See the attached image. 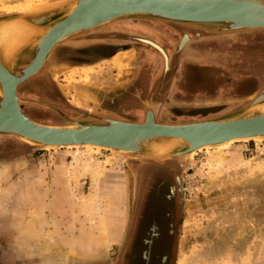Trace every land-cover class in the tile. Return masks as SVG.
I'll list each match as a JSON object with an SVG mask.
<instances>
[{"label":"rangeland","instance_id":"rangeland-1","mask_svg":"<svg viewBox=\"0 0 264 264\" xmlns=\"http://www.w3.org/2000/svg\"><path fill=\"white\" fill-rule=\"evenodd\" d=\"M25 1L0 0V12L23 6ZM186 34L191 35V43L176 49ZM151 43L176 50L175 70L171 72ZM121 47L128 48L130 57L119 63L122 68L109 59L92 65L98 72L89 80L79 75L71 78L73 70L82 68L77 61H85L92 53L108 56ZM143 51L159 53L150 58V64L144 59L149 53ZM61 56H66V62H59ZM184 64L194 67L193 77L184 72ZM150 65L152 82L162 78L163 65L168 73L161 79L168 90L160 101H139L141 115L115 113L118 101L134 92L142 71ZM135 73L134 84L112 100L99 103L93 95L97 90L113 91L110 83ZM210 73L214 75L205 78ZM263 86L264 30L208 34L131 18L61 43L41 73L19 87L18 96L25 102L23 111L41 124L64 123V119L27 102L52 105L73 118L97 112L132 122L143 121L149 104L159 123L178 124L235 111ZM53 90L56 97L50 101ZM88 97L96 99L95 103ZM82 148L43 150L14 136H0V264H117L133 220L139 170L148 163L180 168L182 190L171 264H264V141L204 149L186 166L176 160L158 164ZM60 166L64 178L55 184ZM60 194L65 195L66 206L59 215L51 200ZM35 218L41 234L32 239L26 232ZM45 237L60 241L63 254L40 251Z\"/></svg>","mask_w":264,"mask_h":264},{"label":"water","instance_id":"water-1","mask_svg":"<svg viewBox=\"0 0 264 264\" xmlns=\"http://www.w3.org/2000/svg\"><path fill=\"white\" fill-rule=\"evenodd\" d=\"M78 2L77 8L69 14ZM131 18L150 19L160 24H177L208 34L244 33L264 30V1L72 0L65 3L61 0L19 13L1 14L0 22L12 21L10 23L23 26L25 30L30 28L33 32L29 33V43L26 46L17 44L11 48L6 68L0 64V80L4 89V95H0V136H14L43 150L76 149L94 145L102 146L99 150L111 151L127 159L147 160L158 164L176 160L182 166H186L188 162H184L192 158L184 157V151L198 152L204 150L206 145L237 139L240 140L234 143L253 141L256 140L253 137L257 136H263L261 141H264V115L244 118L245 112L255 104L264 103V86L249 96V101L235 111L207 120L178 124H158L157 112L148 104L143 121L132 122L97 112L73 118L52 105L27 102L57 112L66 121L76 123L77 128L42 125L23 111L22 104L25 102L18 99V88L29 77L43 70L44 61L47 59L48 62L53 57L61 43L107 24ZM32 60L33 64L23 75V70ZM127 78L110 83L116 86L115 91L97 90L99 103L112 100L125 92L134 84L137 73L128 80ZM157 135L179 137L190 145L185 141H180L179 145L167 144V148L157 157L149 156L143 148L135 146L137 141ZM243 138L249 139L244 141ZM178 180L181 184V177Z\"/></svg>","mask_w":264,"mask_h":264},{"label":"flooded vegetation","instance_id":"flooded-vegetation-1","mask_svg":"<svg viewBox=\"0 0 264 264\" xmlns=\"http://www.w3.org/2000/svg\"><path fill=\"white\" fill-rule=\"evenodd\" d=\"M186 35H189L191 40V35ZM182 39L179 41L176 49H178L179 45L181 46ZM188 43L191 42L189 41ZM159 48L167 53V65L171 67L172 72L175 70L177 64V57L175 56L176 50L170 52L169 49H163L161 46H159ZM155 52L159 53L157 51ZM155 52L143 51V54L149 53L144 59L149 61L150 58L155 55ZM113 53L114 52L108 56L103 54L94 55V53H92L91 56L85 58V61H77L79 59L75 60L77 61V65H95L111 59ZM61 57L62 59L59 60V62H66V56ZM149 63L151 64L150 61ZM182 68L186 70L182 69L184 72L188 73V77H193V70H195L193 66L184 64ZM151 70L152 65H150L149 69L143 70L141 73L142 80L138 84V87L135 88L134 92L130 95H126V98H123L121 101L119 100L118 104H116V102V109H110H113L117 114H123L127 111L141 114L143 108H138V106L141 107V105H138L139 101H160L162 95L168 90L166 82L161 79H163V77L167 78L168 73H164L163 65L162 78L152 82ZM204 74L205 72L203 75ZM213 75L210 73V75L205 76V78ZM140 96L141 98H139ZM55 97V91L53 90V94L48 96V100L54 101ZM179 173V166H175L174 164L157 167L148 163L141 166L139 170L137 200L133 212V220L122 251L116 259L117 264H171L174 249L173 244L178 229L177 201L180 191L182 190L181 184L178 181Z\"/></svg>","mask_w":264,"mask_h":264},{"label":"bare ground","instance_id":"bare-ground-1","mask_svg":"<svg viewBox=\"0 0 264 264\" xmlns=\"http://www.w3.org/2000/svg\"><path fill=\"white\" fill-rule=\"evenodd\" d=\"M12 1L15 2L17 0H12ZM55 1H61V0H50V2H55ZM62 1H65V3L72 2V0H62ZM259 1L262 2L264 0H259ZM25 2L26 3H24L25 5H23V6L13 5V6H9V7L5 8L2 12H0V15H1V13H4V14L19 13V12H22V11H25V10H29V9H33V8H35L37 6H42V5L45 4V2L42 1V0H36V1L35 0H27ZM78 4H79V2L71 9V11H70L69 14H71L77 8ZM10 22H12V21H10ZM10 22H8L7 20H4V21L0 22V64L3 65L4 67L7 64V61H8L7 55L11 52V48L17 46V44H20V46H26L29 43V36H30L29 33L31 34L33 32L30 28H28L27 30H25V28H23V26H17L15 24L10 23ZM22 39H24V40H22ZM41 41L42 40H40L39 44H41ZM189 41H190V36L189 35H185L183 37V39H182L181 47L185 46V44H187ZM147 43H149V42H147ZM151 44H152L153 47H155L156 49H158L162 53V55L164 56V58L166 60V63H168V55H167V53L165 51H163L161 48H159V46L157 44H154V43H151ZM128 52H129L128 51V48L121 47V48L117 49L112 54L111 60L115 64L116 63L123 64V62H124L123 59L130 58L129 56H127L128 55ZM122 60H123V62H122ZM47 63L48 62H47V59H46L44 61L43 66L45 67ZM32 64H33V60L23 70V73H22L23 75H25V73H27V70L30 68V66ZM120 64H119V66H120ZM43 66H42V68H43ZM97 72L98 71L95 70V67L94 66H92V65H84L80 69L77 68L76 70H73L71 72V78H74L76 75L77 76L79 75L81 77V79H83V81H86V80H89L91 74H97ZM40 73H41V71L40 72H37L34 75H32L31 77H29L27 79V81H29L32 78L36 77ZM112 90L115 91L116 90V86H114V89L112 87ZM106 92H108V90ZM96 93H93V95L97 99V94ZM0 95H2V96L4 95V89H3V84L1 82V80H0ZM18 99H20L19 96H18ZM96 99H92V98L90 99L89 98L87 100L93 101L95 103ZM148 106H151V105L148 104ZM262 115H264V103H259V104H255V106H253L248 111H246L244 118H246V119H252L254 117H260ZM157 123L158 124H164V123H159L158 121H157ZM42 125H46V126H50V127H57V128H62V127L77 128L78 127L76 123L66 121L65 119H64V123H61L60 122L59 124H42ZM262 137L263 136H257V137H253V139H256L255 141H261ZM243 139H244V141H246V139H249V138H243ZM238 140H240V139L223 142V143H220V144H217V145H206L204 147H206L205 149H207V150L208 149H212V148H210L212 146H214V148L224 149V148H227L232 143H234V141H238ZM180 141H185L187 144H189L188 141H186L185 139L179 138V137L157 135L155 137H151V138H147V139L144 138L142 140H139V141H137V143H136L135 146H138L140 148H143V150L149 156H156L157 157V156H159L161 154V152L164 151V149L167 148V146H168L167 144H174L175 145V143H177L179 145V144H181ZM171 146H173V145H171ZM54 147H57V146H54ZM99 148H102V146L85 145L81 150H86V151H91V152H94V153H98L99 152ZM199 149H202V147L199 148ZM196 151L197 150H195V151H193L191 153H188V152H185L184 151V153L182 155L184 157H189V156L192 157L195 153H197ZM116 159L117 158H115V160ZM186 162H188V161H185V163ZM57 169L58 170L55 172V175H54V182H55V184H59L60 181L64 178V173L62 172V170H63L62 167L61 166L60 167H57ZM261 169H263V168H261ZM258 170H259V168H258ZM262 178L264 179V177H262ZM64 196L65 195L60 194V195H57V197H54L53 200H51V204H52L53 208L55 209L56 214H59L60 212H62L64 210V207L66 206V201H65V197ZM29 231H30V233H29L28 236L31 237L32 239L35 238V237H37V236H39L41 234L40 227L38 225L37 219H34L33 221L30 222V229H29ZM47 238L46 237L43 238L44 239L43 247L41 248L40 251H44V253H61V252H63L62 251L63 248H62L61 243H60L59 240H58L59 242H57V240H52L51 241V240H48ZM51 239H53V238H51ZM61 254H63V253H61Z\"/></svg>","mask_w":264,"mask_h":264},{"label":"crops","instance_id":"crops-1","mask_svg":"<svg viewBox=\"0 0 264 264\" xmlns=\"http://www.w3.org/2000/svg\"><path fill=\"white\" fill-rule=\"evenodd\" d=\"M35 219H36V218H35ZM31 221H33V220H31ZM29 229H30V225H29V227H28V229H27L26 236H28L29 233H30ZM28 237H29V236H28ZM29 238H30V237H29Z\"/></svg>","mask_w":264,"mask_h":264}]
</instances>
